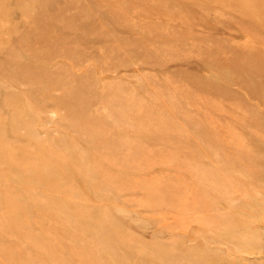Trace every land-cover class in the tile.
<instances>
[{
    "label": "rangeland",
    "instance_id": "obj_1",
    "mask_svg": "<svg viewBox=\"0 0 264 264\" xmlns=\"http://www.w3.org/2000/svg\"><path fill=\"white\" fill-rule=\"evenodd\" d=\"M256 67L264 0H0V264H264Z\"/></svg>",
    "mask_w": 264,
    "mask_h": 264
},
{
    "label": "bare ground",
    "instance_id": "obj_2",
    "mask_svg": "<svg viewBox=\"0 0 264 264\" xmlns=\"http://www.w3.org/2000/svg\"><path fill=\"white\" fill-rule=\"evenodd\" d=\"M47 33V32H46ZM48 34H51V33H49L48 32ZM80 41V40H79ZM72 46V45H71ZM111 54H112V52H111ZM114 54H115V52H114ZM110 55V54H109ZM113 55V54H112ZM108 57V56H107ZM7 59V58H6ZM32 63V62H31ZM257 68V67H256ZM254 71L255 72H253V71H251V73H253V75L254 76H256L257 78H260V77H262V76H264V70H258V68L255 70L254 69ZM63 82V81H62ZM58 84V83H57ZM64 84V83H63ZM63 84H61L62 86H63ZM66 84V83H65ZM55 85V84H54ZM53 85V86H54ZM255 85H256V83L254 82V81H252V82H248V84H246L245 86H244V88H248L247 90H249L248 91V93H249V95H257V92H258V90H256V88H255ZM61 87V86H60ZM74 88V87H73ZM64 93V92H63ZM73 94H74V92H72ZM71 93V94H72ZM216 95H219L220 94V92H214ZM81 96V95H80ZM44 98V97H43ZM84 98V97H83ZM78 99V98H77ZM79 100V99H78ZM42 102V101H41ZM76 102V101H75ZM79 102V101H78ZM261 103H262V105L264 104L263 102V100H261L260 101ZM63 103V102H62ZM67 103V102H66ZM65 103V104H66ZM57 104V103H56ZM68 104H70V103H68ZM85 104V103H84ZM64 105V104H63ZM67 105V104H66ZM61 106V108H62V105H60ZM65 106V105H64ZM135 106V105H134ZM66 108H69V107H66ZM207 108H209V106L207 107ZM235 108V107H234ZM58 109V108H57ZM82 109V108H81ZM210 109V108H209ZM212 109V108H211ZM197 112V111H196ZM79 114V113H78ZM20 116H22L21 114H20ZM19 116V117H20ZM130 116V115H129ZM139 117V116H138ZM245 121V120H244ZM234 122V121H233ZM232 122V123H233ZM238 122L240 123V121L238 120ZM228 123V122H227ZM226 124V123H225ZM241 126L239 127V129H242V130H239L240 131V134H241V131H243L244 130V127H245V125L246 124H248L247 122L244 124V122H241ZM85 126V125H84ZM222 126V125H221ZM234 126H236V125H234ZM250 126V125H249ZM252 126H254V128H258V127H260L259 125H252ZM258 126V127H257ZM81 127V126H80ZM109 128V127H108ZM113 128H115V126L113 127ZM201 128V127H200ZM229 129H231V127L230 128H228V130ZM93 131V130H92ZM95 131V130H94ZM148 131V130H147ZM235 131V130H234ZM237 131H238V129H237ZM81 132V131H80ZM152 132V131H151ZM225 132V131H224ZM236 132V131H235ZM91 133V132H90ZM233 132H231V134H232ZM252 133V132H251ZM260 133V132H259ZM82 134H84V133H82ZM221 134H223V132H221ZM228 134V133H227ZM230 134V133H229ZM230 134V135H231ZM250 133L248 132V135H249ZM256 133H253V134H250L252 137L255 135ZM206 135H207V133H206ZM210 135H212V134H210ZM245 136V138L246 137H249V139H247V141L248 140H250L251 141V143H252V139H251V136ZM259 135V134H258ZM261 135V134H260ZM213 136V135H212ZM215 136V135H214ZM221 136V135H220ZM226 135H224V137H225ZM234 136V135H233ZM232 137V136H231ZM237 137V136H236ZM259 137V136H258ZM258 137H257V134H256V138L258 139ZM97 138V137H96ZM238 138H239V140H235V144H236V142L237 141H240V140H243L242 139V137H240V136H238ZM255 138V137H254ZM233 139V138H232ZM255 140V139H254ZM256 141V140H255ZM261 141V140H260ZM223 142V141H222ZM258 142V141H257ZM245 143V142H244ZM250 143V144H251ZM259 143V142H258ZM262 144L264 143V142H261ZM260 143V144H261ZM231 144V143H230ZM248 144V143H247ZM217 145V144H216ZM241 145V144H240ZM238 146V145H237ZM244 146H246V145H244ZM262 146V145H261ZM261 146H258V145H256V143H255V145H254V147H253V149H254V151H256V152H258L260 155H262L264 152H262V154L259 152L260 151V148H261ZM232 147V146H231ZM235 147V146H234ZM238 147H240V146H238ZM263 148V147H262ZM246 149V148H245ZM248 149V148H247ZM261 150H263L264 151V149H261ZM243 151V150H242ZM241 151V152H242ZM246 153H248V150H246ZM257 153V154H258ZM243 154H244V152H243ZM257 157H259L258 155H257ZM260 158V157H259ZM246 168V167H245ZM249 168V167H248ZM262 168H264V162L260 159H255L254 158V164H253V166H252V173H251V175H250V180H249V183H253V185H254V183L255 182H259V181H263L264 180V173L262 172ZM249 169H246V171L247 172H249L248 171ZM245 171V170H244ZM232 172V171H231ZM236 172V171H235ZM235 172H234V174H235ZM250 173V172H249ZM237 174V173H236ZM244 191V190H243ZM243 194V193H242ZM245 194H243V196H244ZM255 195V194H254ZM245 197V196H244ZM241 202V201H240ZM251 208H252V206H251Z\"/></svg>",
    "mask_w": 264,
    "mask_h": 264
}]
</instances>
